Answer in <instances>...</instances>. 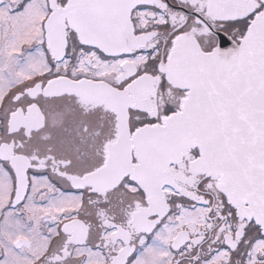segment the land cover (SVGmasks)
Masks as SVG:
<instances>
[{
    "label": "snow or ice",
    "instance_id": "1",
    "mask_svg": "<svg viewBox=\"0 0 264 264\" xmlns=\"http://www.w3.org/2000/svg\"><path fill=\"white\" fill-rule=\"evenodd\" d=\"M0 264H264V0H0Z\"/></svg>",
    "mask_w": 264,
    "mask_h": 264
}]
</instances>
